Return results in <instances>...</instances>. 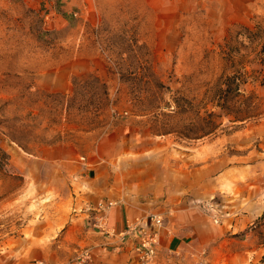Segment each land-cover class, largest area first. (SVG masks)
Instances as JSON below:
<instances>
[{"label": "rangeland", "instance_id": "374dc122", "mask_svg": "<svg viewBox=\"0 0 264 264\" xmlns=\"http://www.w3.org/2000/svg\"><path fill=\"white\" fill-rule=\"evenodd\" d=\"M64 5L0 0V264H79V252L91 246L63 238L61 212L75 207L59 190L72 189L73 173L76 186L84 183L78 170L92 166L97 141L115 129L124 130L127 149L104 163L119 184L154 161L177 174L200 163L208 168L206 195L194 205L217 240L189 248L185 264H258L264 0H94L88 18ZM243 25L258 29L254 40ZM229 38L246 79L223 110L212 92L223 71L230 73L222 53ZM87 74L107 87L98 110L94 92L101 88ZM208 112L218 126L202 135ZM66 170L72 173L64 177ZM165 226L173 236L166 219ZM224 236L240 242V256L217 251ZM169 255L182 259L181 251Z\"/></svg>", "mask_w": 264, "mask_h": 264}, {"label": "crops", "instance_id": "0c3cea01", "mask_svg": "<svg viewBox=\"0 0 264 264\" xmlns=\"http://www.w3.org/2000/svg\"><path fill=\"white\" fill-rule=\"evenodd\" d=\"M93 4L94 0H65L64 6L68 10H77L78 14L88 18L92 14ZM123 133L124 130L115 129L112 133L99 138L95 145V155L89 164L92 166L83 172L78 170L79 176L85 180L84 183L80 187L76 186L78 178L73 173L71 176L77 179H71L70 183L74 184L72 189L68 188L67 193L64 192V187L59 190L63 203L75 207L74 213L63 210L61 212V226L66 228L63 238L72 237V241L86 242L91 246L92 260L79 264H135L134 252L129 243L119 247L120 240L117 235L107 237L83 226L87 205H95L101 200H111L115 203L108 211V225L114 227L116 231L122 230L127 220L136 216L151 210L161 212L167 220V225L173 228V236H167L164 231L162 232L157 255L151 264H173L175 261L185 264L189 248L205 245L209 236L210 241L217 240L207 233V217L194 205L206 195L204 185L207 181L208 168L200 163L193 169H185L177 174L176 170H172L175 167L166 171L162 163L154 161L152 168L148 167L149 170L135 181L127 183L128 185L124 182L119 184L116 179L108 177V164L106 165L104 160L117 156L127 149L128 139L123 137ZM85 164L75 166L82 169L86 167ZM71 173L69 170L63 172L64 177ZM262 213L264 214V209L258 216ZM235 227L239 229L240 225ZM214 229L218 235L223 236L227 233L225 226ZM223 238L222 241H227L226 245L220 244L217 251L224 253L225 256L232 254L233 259L237 258L241 248L240 242H234L232 237ZM174 251H181L182 259L169 255Z\"/></svg>", "mask_w": 264, "mask_h": 264}, {"label": "built area", "instance_id": "2783aa9c", "mask_svg": "<svg viewBox=\"0 0 264 264\" xmlns=\"http://www.w3.org/2000/svg\"><path fill=\"white\" fill-rule=\"evenodd\" d=\"M114 203L111 200H101L95 205H87L85 225L89 230L107 237L117 235L120 240L119 247L129 243L134 252L135 264H151L157 255L163 229H167L164 215L151 210L127 220L124 228L116 231L114 227L108 225V211ZM92 256L91 248H85L79 252L77 260L84 263L91 261Z\"/></svg>", "mask_w": 264, "mask_h": 264}, {"label": "trees", "instance_id": "16d2710c", "mask_svg": "<svg viewBox=\"0 0 264 264\" xmlns=\"http://www.w3.org/2000/svg\"><path fill=\"white\" fill-rule=\"evenodd\" d=\"M256 28V27H255ZM242 30L243 33H245V37L247 38V41H251L254 40V38L257 36V30H253L248 26H242ZM229 42L232 43L231 38H229V41H227V51L223 50V54L225 55V68H229L230 67V73L226 74L224 71L221 74V76L219 77L220 81L218 84H216L213 92H212V97L215 101V106L226 110L228 109V104L227 101L229 99V97H231L233 94H239L240 92V86L242 84L245 83V79L246 76L244 75L245 73L240 71V68L237 69L235 67L234 64V60H233V54L231 52H234V47L230 46ZM264 46L262 45L261 50H263ZM87 78H89L90 80H92L93 82H95L97 85L100 86L101 88V94L97 95L96 92H94L96 94L97 97V110L99 107H101V104L103 102V100L105 101L106 96H107V87L106 84L101 81V79L93 74H87L85 75ZM245 76V77H244ZM79 77H75L73 78V84L75 83V81L78 79ZM264 83V82H261ZM215 116L214 112H208L207 113V124L205 126V129H203V134L202 135H208L210 133H212L218 126V124L213 120V117ZM186 137H191L189 133L187 134H183ZM4 154V157H6V154L4 152H2ZM2 155V154H1ZM258 264H264V254L262 255L260 261Z\"/></svg>", "mask_w": 264, "mask_h": 264}]
</instances>
